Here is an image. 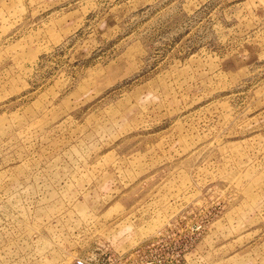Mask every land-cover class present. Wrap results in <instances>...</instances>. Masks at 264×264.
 Here are the masks:
<instances>
[{
	"label": "rangeland",
	"instance_id": "rangeland-1",
	"mask_svg": "<svg viewBox=\"0 0 264 264\" xmlns=\"http://www.w3.org/2000/svg\"><path fill=\"white\" fill-rule=\"evenodd\" d=\"M264 264V0H0V264Z\"/></svg>",
	"mask_w": 264,
	"mask_h": 264
},
{
	"label": "built area",
	"instance_id": "built-area-1",
	"mask_svg": "<svg viewBox=\"0 0 264 264\" xmlns=\"http://www.w3.org/2000/svg\"><path fill=\"white\" fill-rule=\"evenodd\" d=\"M79 264H90V263L87 262V261H85V260L80 259V260H79Z\"/></svg>",
	"mask_w": 264,
	"mask_h": 264
}]
</instances>
